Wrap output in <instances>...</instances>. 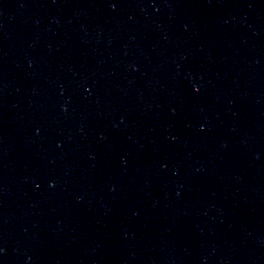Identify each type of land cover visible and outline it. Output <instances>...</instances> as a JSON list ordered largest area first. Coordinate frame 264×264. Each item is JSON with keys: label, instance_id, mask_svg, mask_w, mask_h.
<instances>
[{"label": "water", "instance_id": "1", "mask_svg": "<svg viewBox=\"0 0 264 264\" xmlns=\"http://www.w3.org/2000/svg\"><path fill=\"white\" fill-rule=\"evenodd\" d=\"M0 264H264V0H0Z\"/></svg>", "mask_w": 264, "mask_h": 264}]
</instances>
